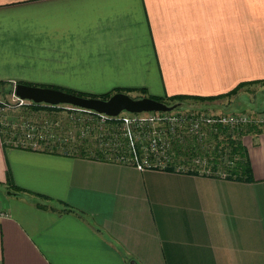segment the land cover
Masks as SVG:
<instances>
[{
  "label": "crops",
  "instance_id": "obj_1",
  "mask_svg": "<svg viewBox=\"0 0 264 264\" xmlns=\"http://www.w3.org/2000/svg\"><path fill=\"white\" fill-rule=\"evenodd\" d=\"M263 80L264 0H0L1 86L214 96ZM257 127L238 136L251 180L204 173L189 136L143 170L0 137V264H264Z\"/></svg>",
  "mask_w": 264,
  "mask_h": 264
},
{
  "label": "built area",
  "instance_id": "obj_2",
  "mask_svg": "<svg viewBox=\"0 0 264 264\" xmlns=\"http://www.w3.org/2000/svg\"><path fill=\"white\" fill-rule=\"evenodd\" d=\"M12 98L17 106L28 107L31 103L28 100L18 99L13 94ZM0 103L2 104L1 101ZM65 109L69 111V120L77 127L79 137H89L93 133L94 145L98 150L112 151L115 153L112 161L132 165L138 170L154 166L165 168L170 163L166 154L173 153L172 149L168 150L172 147V143L174 142V147H176L177 143L184 141L185 136L198 141L203 135V128H208L214 133L218 125L226 126L230 130L246 125L264 126V113L262 112L240 111L213 114L205 111L171 110L141 113L120 112L116 116H107L70 105L65 106ZM52 125L51 123L22 122L13 126L12 129H15L13 131L11 123L0 115V128L9 127L12 131L10 136H18L17 143L20 148L34 151L41 148L42 140L58 144L70 141L69 135L58 136L53 131ZM167 150L169 153L166 152ZM71 151V149L66 150V154ZM192 161L200 164L204 162V159L195 157Z\"/></svg>",
  "mask_w": 264,
  "mask_h": 264
},
{
  "label": "rangeland",
  "instance_id": "obj_3",
  "mask_svg": "<svg viewBox=\"0 0 264 264\" xmlns=\"http://www.w3.org/2000/svg\"><path fill=\"white\" fill-rule=\"evenodd\" d=\"M12 87L13 86H0V101L5 105L3 107L0 106V115L4 120L6 119L11 123V130L14 131L15 129H12L13 126L15 127L17 124L22 122H28L30 124L51 123L53 124V131L58 136L61 137L62 135L64 137L69 135L70 139H68L71 140V142H82V146L85 149H88L91 155V148L95 147L94 134L92 133L89 135V137L78 136V133H76L77 127L71 123L68 116L69 111L65 109V106L67 105H63V109L55 114H48L42 110L32 111L27 106L15 105V102L12 98ZM125 93L133 98L142 96V93H133L132 91H126ZM186 102L190 103V101ZM190 104L192 105L183 104L182 102L173 110L182 112L205 111L207 113L213 114L240 111L264 113V83L250 84L245 86L241 91H238L236 94L232 95L231 101L227 104H208V108L198 107V104H194L193 102ZM202 132L203 135L200 140L197 141V146L195 147V153L199 155L200 159H204V162L200 163V169L207 174L218 173L222 176H225V165L230 162L228 146L226 144V136H223V133L220 132L217 133L216 138L214 135L216 131L213 133L208 128H203ZM172 144V147L168 149L169 151L174 147V142ZM216 146H218V148L215 150L214 148H216ZM168 150L166 152L169 153ZM174 155V152L170 155L166 154L170 162L172 161ZM213 163H216L214 169L212 167Z\"/></svg>",
  "mask_w": 264,
  "mask_h": 264
},
{
  "label": "trees",
  "instance_id": "obj_4",
  "mask_svg": "<svg viewBox=\"0 0 264 264\" xmlns=\"http://www.w3.org/2000/svg\"><path fill=\"white\" fill-rule=\"evenodd\" d=\"M262 83H264V80L261 81ZM18 83H24V84H28V85H36V84H32V83H26V82H18ZM253 82H243V83H239L237 84L234 88H232L231 90L223 93V94H218V95H214V96H195V95H173V96H167V97H154V96H148L151 97L155 100L164 102L167 105L173 104V103H179L181 104L184 101L190 100V101H211L214 99H218V98H222V97H230L234 94L237 93L238 89L244 85H250ZM4 82H0V86L4 85ZM8 86H13V84H9ZM40 86H45V85H40ZM49 87H53L56 89H60L66 92H70L73 93L75 95L78 96H83V97H97L100 99H106L109 95H111L114 92H123L125 93L126 91H129V89H124V88H116L113 89L109 92L106 93H102V94H90V93H86V92H79V91H73V90H69V89H65V88H59V87H55V86H49ZM137 98V97H135ZM0 106H3V103H0ZM63 105H54V106H50V105H46V104H42V103H29L28 108L32 111H38V110H42L45 111L46 113H50V114H55L58 111H61L63 108ZM41 124V123H39ZM0 137H1V141L4 147H20V145L17 143L18 142V136H10V133L12 132L9 127H5V128H0ZM260 128H258L256 125H246V126H241V127H237V128H233L232 130H230L228 127L226 126H220L218 125L216 127V132H215V136L217 138V133H223V136H226V144L228 146V151H229V159L230 162H228L225 165V170H226V174L225 177L227 178H236V179H244V180H251V176H250V167H249V162L248 159L245 155V149L243 147V145L241 144V141L239 140L238 136L242 133H248V132H258ZM77 133V132H76ZM214 136V137H215ZM43 143L46 142V144L41 143V148H39L37 151H44V152H50V153H61V154H66V150H72L69 154L70 155H78V156H86V157H90L92 155L93 158L99 159V160H111L114 158L115 153L112 151H102V150H98L96 147L91 148L92 150V154L90 155L88 149H85L82 146V142L79 143H73L69 141L63 143V144H58L56 142H49V140L45 141L42 140ZM188 147V146H187ZM187 147L184 148L187 150ZM218 148V146H216V148H214L215 150ZM28 149V148H27ZM176 149L180 150V148L177 146ZM181 151V150H180ZM215 155V154H214ZM216 163H213V169L215 167ZM14 190L17 192H25L24 190H21L18 187H14ZM26 193H30V192H26ZM32 195H34L35 197L39 198V199H45L43 196L38 195V194H33L30 193ZM70 210V209H67Z\"/></svg>",
  "mask_w": 264,
  "mask_h": 264
},
{
  "label": "water",
  "instance_id": "obj_5",
  "mask_svg": "<svg viewBox=\"0 0 264 264\" xmlns=\"http://www.w3.org/2000/svg\"><path fill=\"white\" fill-rule=\"evenodd\" d=\"M12 94L18 99L28 100L32 103L50 106L70 105L107 116H116L120 112L171 111L180 105L179 103L167 105L148 96L133 98L123 92H114L106 99L83 97L49 86L24 83H15L12 87ZM130 264H134V262L131 261Z\"/></svg>",
  "mask_w": 264,
  "mask_h": 264
}]
</instances>
